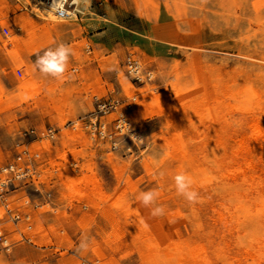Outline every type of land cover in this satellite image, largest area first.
Returning a JSON list of instances; mask_svg holds the SVG:
<instances>
[{
    "label": "rangeland",
    "instance_id": "rangeland-1",
    "mask_svg": "<svg viewBox=\"0 0 264 264\" xmlns=\"http://www.w3.org/2000/svg\"><path fill=\"white\" fill-rule=\"evenodd\" d=\"M103 1L60 21L39 0H0V166L22 130H58L42 146L50 204L0 264H264V0ZM61 43L73 55L56 80L35 61ZM128 53L155 78H133ZM109 95L135 97L116 148L83 126ZM181 172L200 202L177 194ZM149 190L164 216L137 199Z\"/></svg>",
    "mask_w": 264,
    "mask_h": 264
},
{
    "label": "built area",
    "instance_id": "built-area-1",
    "mask_svg": "<svg viewBox=\"0 0 264 264\" xmlns=\"http://www.w3.org/2000/svg\"><path fill=\"white\" fill-rule=\"evenodd\" d=\"M51 1L39 0V3L45 8H50ZM76 1L60 0L53 11L58 17L72 18L77 15ZM103 2L100 0V4ZM125 66L127 72L137 80H142L151 73L144 71L141 61L133 53L127 54ZM134 99L135 97L121 98L114 95L95 96L94 109L83 122L89 136L93 139H107L111 146L116 148L117 138L133 132L129 112ZM112 114L114 117L109 118ZM20 135L22 139L17 142L18 150L14 158L0 166V246L6 253H10L14 247L11 231L18 232L23 238L25 235L23 229L33 228V211L50 204L54 186L48 178L43 158L47 150L42 146H46L47 143L53 145L58 139V130L53 126L32 127L22 130ZM34 143L37 147L32 146ZM26 185H31L44 200L32 198L28 193L17 198V191ZM10 226L14 229L10 230Z\"/></svg>",
    "mask_w": 264,
    "mask_h": 264
},
{
    "label": "clouds",
    "instance_id": "clouds-1",
    "mask_svg": "<svg viewBox=\"0 0 264 264\" xmlns=\"http://www.w3.org/2000/svg\"><path fill=\"white\" fill-rule=\"evenodd\" d=\"M73 55L72 49L66 44H59L54 48H49L38 55L35 61V66L39 72L46 77H52L56 80L65 78V73L68 71L70 57ZM149 78H155L153 73L148 74ZM175 188L178 195L182 196L190 204L200 202L199 193L193 189L192 178L187 174L181 172L175 175ZM159 198V192L156 190H149L140 192L137 199L145 206L151 208V215L153 217H160L165 215V208L163 205H157L156 201ZM89 249V241L87 237H83L77 247V252H87Z\"/></svg>",
    "mask_w": 264,
    "mask_h": 264
},
{
    "label": "bare ground",
    "instance_id": "bare-ground-1",
    "mask_svg": "<svg viewBox=\"0 0 264 264\" xmlns=\"http://www.w3.org/2000/svg\"><path fill=\"white\" fill-rule=\"evenodd\" d=\"M60 3V0H52L51 3H50V9L52 10H49V18L53 19V20H67L68 18H61V17H55L57 15H54V11L53 9ZM35 6H37V3H34ZM241 166V165H240Z\"/></svg>",
    "mask_w": 264,
    "mask_h": 264
}]
</instances>
